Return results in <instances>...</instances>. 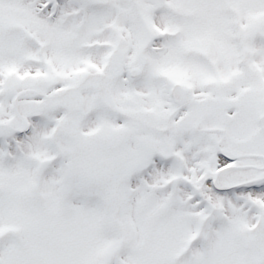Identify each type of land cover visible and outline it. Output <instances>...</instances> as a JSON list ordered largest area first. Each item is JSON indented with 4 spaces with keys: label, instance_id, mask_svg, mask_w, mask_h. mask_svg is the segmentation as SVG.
Masks as SVG:
<instances>
[{
    "label": "snow or ice",
    "instance_id": "obj_1",
    "mask_svg": "<svg viewBox=\"0 0 264 264\" xmlns=\"http://www.w3.org/2000/svg\"><path fill=\"white\" fill-rule=\"evenodd\" d=\"M0 264H264V0H0Z\"/></svg>",
    "mask_w": 264,
    "mask_h": 264
}]
</instances>
